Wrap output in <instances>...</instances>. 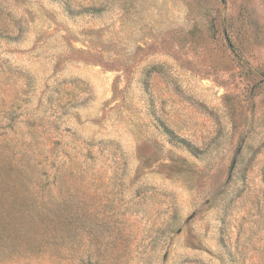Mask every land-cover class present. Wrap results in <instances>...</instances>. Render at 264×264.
<instances>
[{"label":"rangeland","instance_id":"1","mask_svg":"<svg viewBox=\"0 0 264 264\" xmlns=\"http://www.w3.org/2000/svg\"><path fill=\"white\" fill-rule=\"evenodd\" d=\"M0 264H264V0H0Z\"/></svg>","mask_w":264,"mask_h":264}]
</instances>
